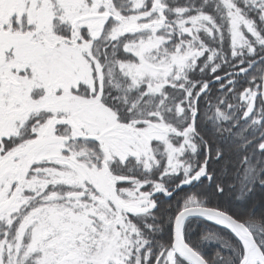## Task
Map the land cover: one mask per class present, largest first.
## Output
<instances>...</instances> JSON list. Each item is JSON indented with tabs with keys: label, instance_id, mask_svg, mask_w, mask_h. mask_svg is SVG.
I'll return each instance as SVG.
<instances>
[{
	"label": "snow or ice",
	"instance_id": "1",
	"mask_svg": "<svg viewBox=\"0 0 264 264\" xmlns=\"http://www.w3.org/2000/svg\"><path fill=\"white\" fill-rule=\"evenodd\" d=\"M0 264H264V0H0Z\"/></svg>",
	"mask_w": 264,
	"mask_h": 264
},
{
	"label": "trees",
	"instance_id": "2",
	"mask_svg": "<svg viewBox=\"0 0 264 264\" xmlns=\"http://www.w3.org/2000/svg\"><path fill=\"white\" fill-rule=\"evenodd\" d=\"M258 211H259V210H258ZM215 248H216V244H215V243H212V244H210V245H208V246L206 247V251H207V253H208L209 255H211L212 252L215 250Z\"/></svg>",
	"mask_w": 264,
	"mask_h": 264
}]
</instances>
